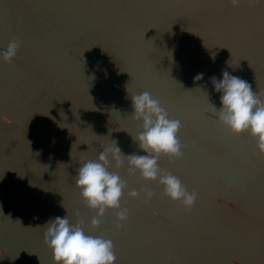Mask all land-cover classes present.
<instances>
[{
	"label": "water",
	"instance_id": "obj_1",
	"mask_svg": "<svg viewBox=\"0 0 264 264\" xmlns=\"http://www.w3.org/2000/svg\"><path fill=\"white\" fill-rule=\"evenodd\" d=\"M14 38L0 59V264H54L44 225L65 215L111 239L115 264H264V154L222 125L211 79L227 71L264 100V0H0V50ZM144 91L181 121L183 156L158 163L196 203L109 155L129 217L117 229L108 210L93 228L75 177L115 142L146 155L131 101Z\"/></svg>",
	"mask_w": 264,
	"mask_h": 264
},
{
	"label": "clouds",
	"instance_id": "obj_2",
	"mask_svg": "<svg viewBox=\"0 0 264 264\" xmlns=\"http://www.w3.org/2000/svg\"><path fill=\"white\" fill-rule=\"evenodd\" d=\"M230 3L236 7L240 0H230ZM21 43L15 38L10 41L6 49L0 50V59L11 63ZM202 75L199 74L195 79H202ZM211 79L215 90L221 93L222 107L216 109L212 106L222 125L233 134L248 132L256 140L259 152L264 154V100L253 92L251 84L227 71L222 73V79ZM131 101L134 109L132 118L142 121V131L133 140L146 155L125 156L115 142L113 147L100 152L98 160L85 162L75 177V184L80 189L86 207L96 212L91 219L93 228L100 226L108 210L115 212L117 229L129 217L128 208L121 205L128 185L118 173L109 171V155L115 161L116 168L122 167L126 158L130 174L139 172L145 181H158L163 187V194L172 201H179L185 211H191L197 200L195 191L189 192L177 176L163 171L158 163L161 157L166 156L171 160L183 156V145L178 137L181 121L169 118L168 112L148 91L131 96ZM141 191L146 201L155 196L150 189ZM139 195L135 189L128 191L131 198ZM82 223L71 224L67 215L46 222L44 242L52 251L54 264H115L117 257L112 240L102 234H86Z\"/></svg>",
	"mask_w": 264,
	"mask_h": 264
}]
</instances>
